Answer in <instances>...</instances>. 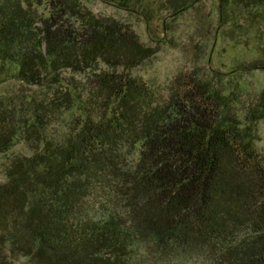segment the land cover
<instances>
[{
  "label": "trees",
  "instance_id": "1",
  "mask_svg": "<svg viewBox=\"0 0 264 264\" xmlns=\"http://www.w3.org/2000/svg\"><path fill=\"white\" fill-rule=\"evenodd\" d=\"M149 1L175 14L193 0ZM219 1L223 17L264 14V0ZM154 53L80 0H0V76L48 89L0 100V153L34 147L0 183V264H264V100L242 117L224 85L189 73L160 101L132 72Z\"/></svg>",
  "mask_w": 264,
  "mask_h": 264
},
{
  "label": "rangeland",
  "instance_id": "2",
  "mask_svg": "<svg viewBox=\"0 0 264 264\" xmlns=\"http://www.w3.org/2000/svg\"><path fill=\"white\" fill-rule=\"evenodd\" d=\"M80 2L99 16L128 23L144 44L155 49L153 56L132 72L156 91L160 101L169 97L180 74L189 73L208 76L224 85L232 97L239 99L242 117L250 100H264V14L260 9L225 13L223 17L219 0H193L187 9L175 14L149 0L129 9L105 0ZM65 75L72 76L70 72ZM47 90L25 84L10 73L0 76V100H26L33 95L39 99ZM76 114L77 111L63 114L53 122L51 131L63 129V124L70 123ZM255 125V145L264 156V119ZM33 152L31 143L18 137L7 152L0 153V183L7 180L6 172L13 159ZM13 263L34 264L23 256ZM179 264L210 262L196 257Z\"/></svg>",
  "mask_w": 264,
  "mask_h": 264
}]
</instances>
